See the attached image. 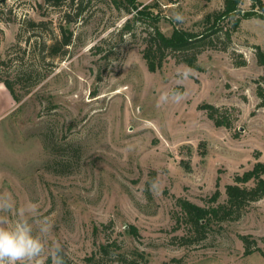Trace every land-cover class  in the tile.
<instances>
[{
  "label": "rangeland",
  "instance_id": "rangeland-1",
  "mask_svg": "<svg viewBox=\"0 0 264 264\" xmlns=\"http://www.w3.org/2000/svg\"><path fill=\"white\" fill-rule=\"evenodd\" d=\"M40 1L0 0V78H24L15 84L20 101L3 83L0 90V193L16 201L11 213H0L7 226L27 218L24 206L32 201L71 264H86L104 244L107 260L118 264H126L117 261L120 253L149 264H264V197L239 219L213 224L200 242L181 244L187 229L177 221L178 198L207 206L218 188L224 202L235 175L264 162L257 92L264 66L256 55L264 50V17L242 19L227 48L221 37L195 68L172 54L150 71L142 54L146 21L121 36L129 15L106 0H85L73 43L48 56L70 7ZM139 1L158 3L167 35L174 27L201 32L205 17L224 8V0ZM254 3L243 0L241 8L261 13ZM176 12L183 23L171 18ZM224 26L232 29V22ZM184 66L191 76L178 83ZM173 90L184 100L158 106L160 93ZM203 103L227 112L232 127L216 126ZM153 180L159 195L149 190ZM243 235L257 248L252 254Z\"/></svg>",
  "mask_w": 264,
  "mask_h": 264
},
{
  "label": "trees",
  "instance_id": "trees-1",
  "mask_svg": "<svg viewBox=\"0 0 264 264\" xmlns=\"http://www.w3.org/2000/svg\"><path fill=\"white\" fill-rule=\"evenodd\" d=\"M38 6H42L40 0H34ZM44 4L53 6L68 5L64 19L59 23L60 37L52 38V42L47 44L48 56H56L64 53L68 46L73 43L74 31L72 24L83 13L85 0H42ZM92 1V0H88ZM114 5L119 12L129 15L124 24L119 29L120 35L127 33L135 34L134 29L137 23L146 21L148 34L142 54L147 62L150 71H156L162 68L164 62L169 56L174 54L180 62H185L191 67H197L198 55L207 48H216L218 39L225 37L226 43L222 49H226L232 39V34L236 31L242 19L257 15L264 17V2L257 0L253 5L259 7L261 13L244 12L241 8L243 0H224V8L208 14L204 21L208 23L206 28L201 31H189L186 29L174 27L170 35L160 27L161 14L156 9L159 7L156 1L143 4L139 0H106ZM72 11H75L72 14ZM231 21L232 29L225 28L224 22ZM41 21L40 24H44ZM31 26H37L34 20H29ZM225 29V30H224ZM258 62L264 66V50L260 47L256 49ZM244 64V62H242ZM13 80L0 78L8 89L14 100L20 101V97L15 90V84L20 83V76ZM19 78V79H18ZM258 95L260 97V106H264V88L258 86ZM206 110L208 116L214 121L216 126H226L231 128L233 123L227 112H222L219 107L211 103H203L200 106ZM251 183V184H250ZM218 185V184H217ZM226 201L219 202L221 195L217 188L214 194L209 198L211 202L207 206L198 205L186 198H178L180 214L177 215V221L185 225L187 233L181 236V244L187 245L204 240L212 225L230 219H239L248 209V207L264 197V162L257 161L253 167L242 174H236L233 183H228L225 187ZM137 232L135 228L132 229ZM245 243V253L252 254L257 248L252 245L249 237L242 236ZM111 252L109 245H101L100 248L90 256L86 257V264H118V262H109L107 255ZM117 261L126 264H149L147 261L138 258H128L123 254H118ZM66 264H71L69 258L65 255Z\"/></svg>",
  "mask_w": 264,
  "mask_h": 264
},
{
  "label": "clouds",
  "instance_id": "clouds-1",
  "mask_svg": "<svg viewBox=\"0 0 264 264\" xmlns=\"http://www.w3.org/2000/svg\"><path fill=\"white\" fill-rule=\"evenodd\" d=\"M177 23H183L184 17L176 12L171 17ZM192 70L187 66L177 71L178 83L189 79ZM185 93L173 90L162 91L157 105L169 102L180 103ZM152 194L159 195L162 186L158 180H153L149 186ZM16 209V201L10 193H0V213H11ZM24 215L27 218L18 219L16 224L9 228L7 220L0 215V264H66L65 249L59 240L52 239L53 225L47 217H42L38 204L28 201L24 206ZM33 221H37L34 229ZM46 244L48 251L46 252Z\"/></svg>",
  "mask_w": 264,
  "mask_h": 264
},
{
  "label": "crops",
  "instance_id": "crops-1",
  "mask_svg": "<svg viewBox=\"0 0 264 264\" xmlns=\"http://www.w3.org/2000/svg\"><path fill=\"white\" fill-rule=\"evenodd\" d=\"M1 86H2V84L0 83V90H1V91H4L3 88H2ZM4 99H5V104L7 105V104H8V101H9V96H8V95L5 96Z\"/></svg>",
  "mask_w": 264,
  "mask_h": 264
},
{
  "label": "water",
  "instance_id": "water-1",
  "mask_svg": "<svg viewBox=\"0 0 264 264\" xmlns=\"http://www.w3.org/2000/svg\"><path fill=\"white\" fill-rule=\"evenodd\" d=\"M254 2H256L257 0H253Z\"/></svg>",
  "mask_w": 264,
  "mask_h": 264
}]
</instances>
